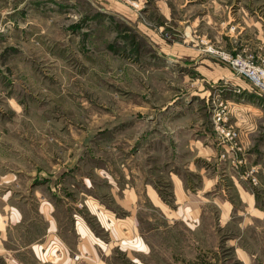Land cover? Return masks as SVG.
<instances>
[{
    "label": "rangeland",
    "instance_id": "obj_1",
    "mask_svg": "<svg viewBox=\"0 0 264 264\" xmlns=\"http://www.w3.org/2000/svg\"><path fill=\"white\" fill-rule=\"evenodd\" d=\"M161 1L128 0L150 22L149 27L153 28L155 20L163 22L168 30L163 28L162 36L167 42L173 33L187 36L182 37L187 28L175 30L171 19L186 18L188 27L192 14L196 21L198 14H205L194 25L196 33L202 36L203 27L210 29L202 40L196 36L202 47L210 44L227 50L228 38L234 45L235 32L250 21L254 32L260 30L264 35V0H188V7L179 6L184 0H165L171 19L162 14L165 3L160 6ZM95 14V9L85 7V0H0V213L8 214L7 204L15 202L19 207L27 205L39 218V203L50 200L60 227L58 234L77 264L88 263L70 247L80 240L73 213L81 214L102 240L97 254L105 261L112 258L114 263L109 264H264V213L248 207L241 198L242 188L248 191L253 186L234 178L238 172L233 166L210 157L204 167L205 193L199 191L193 200H176L173 185L160 178L155 167L165 169L166 163L153 164L154 152L149 154L151 149L165 152L171 146L170 137L158 134L160 121L155 120V114L144 116L154 112V99H169L173 105L180 96L202 97L204 89L192 91L189 83L187 88L162 86V74L152 69L154 55L140 59L137 54L153 51L149 42H154L139 36L133 23L126 25L127 35H120L124 29L120 19L115 25L100 24L92 19ZM207 14L215 22L207 23ZM219 29H223L221 33ZM221 44L225 47H218ZM227 51L249 54L238 45ZM211 86L209 93L205 91L204 107L198 104L208 119L210 143L222 150L224 142L232 147L240 142L245 145L237 142L241 125L234 122L235 104L225 97L229 95L228 83L216 81ZM219 105L227 107L224 124L237 130L231 141L215 129L213 116ZM263 123L264 115L259 118L253 154L248 159L260 166L252 168L245 162V169L241 168L251 174L261 170L259 176H264ZM147 162L162 182L165 208L145 198L138 177H134V189L125 185L124 190L119 184H108L104 173L111 169L121 181L119 167L131 165L135 170ZM193 178L188 186L198 193L201 184ZM255 190L261 197L254 205L264 208V186L258 184ZM8 191L9 198L5 195ZM84 199L104 213L88 209ZM187 203L193 210L182 208ZM1 230L0 264H18L15 259L19 256L33 264V256H27L29 247L24 246L26 237L19 239L11 233L10 224ZM57 255H61L57 247L47 249L46 259L52 261Z\"/></svg>",
    "mask_w": 264,
    "mask_h": 264
},
{
    "label": "crops",
    "instance_id": "obj_2",
    "mask_svg": "<svg viewBox=\"0 0 264 264\" xmlns=\"http://www.w3.org/2000/svg\"><path fill=\"white\" fill-rule=\"evenodd\" d=\"M164 1L165 0L161 1L160 5L162 6L165 3V6L162 7L164 8L162 14L165 18L171 19L170 7ZM188 2L190 1L184 0L180 1L178 4L182 7L186 4L188 7L191 5ZM87 5L96 10V14L92 16V19H96L98 23H105L106 25L114 23L115 25L116 20L120 19L122 23H124V29L120 31V35H127L128 32L125 30L127 27L126 25H131L133 23L132 27L137 31L139 36L145 38L147 42H149L148 40L154 42V44L149 42L152 44L151 47L153 48V51L146 49L141 50L137 54L140 59L149 57L150 54L154 55V57H152V60H154L152 63V69L154 72H160L162 74V80L160 81L162 86L167 83L171 84L173 87L187 88L188 86L186 85L189 83L191 84L190 88L193 89L192 91L196 88L204 89V91L201 92L202 94L200 93L203 95L202 97L199 96L198 98H194L191 96L189 98H181L180 96L173 100V105L169 104V99L155 98L153 101L154 107H151L154 112H148L144 115L147 118L153 117L151 114H155V120L160 121V127L158 128L160 133L158 132V134L170 137L169 140L171 146L167 150H164L165 152L151 149L149 150V154H153L154 152L155 162L153 164L163 161L166 163L165 169L158 170L157 166H154L156 167V170L162 174V177L160 178H163L173 185L172 197L174 198L175 196L176 200L183 197L188 199L191 198L193 200L195 199V196L201 194L199 191H204L203 193H205L208 188L206 187L207 182L204 167L206 161L213 156L215 159L227 161V163L233 166V168L236 169V172H238L234 178L237 180L239 179L240 183L248 181V183L253 186L250 187L248 191L242 188L240 196L247 202L248 207L250 205L252 206V209H257L261 213H264L263 207H255L254 205L261 197L260 192L255 190V188H257L258 184L264 186V176H259L262 171L257 169L252 172V174L249 170L243 171L246 167L244 166V163H250V160H248L249 154H253V151L251 150L255 144L253 142L255 141L253 136L257 134L259 118L264 115V95L258 94L249 80L245 77L235 76L230 65L218 57V55L206 50V45H203V47L197 45L199 43L198 40H196L197 37H200L202 40V38L205 37L206 32L210 31L208 27H203L204 33L202 36L194 31V25L200 23V21L204 19L205 14H198V21H196V15L192 14L193 20L188 24V27H190L189 25H192V31H188V27L184 25L186 18H172L171 20L176 24L175 30L183 32L182 30L187 28L186 33H182V37H184L185 34L188 37L180 38L178 36H181V34L173 33V38L171 40L169 39L171 42H167L166 38L162 36L163 28L165 31L168 30L162 25L163 22H161V20H155L153 22V28L149 27L148 25H150V22L137 13V9H133L128 0H85V7H87ZM218 6H221V3L218 2ZM131 8L133 12L131 11ZM206 16L208 17L206 19L207 23L215 22L211 15L207 14ZM247 18H252V16H247ZM165 22L166 21H164V23ZM251 23L252 22L250 21L247 22L246 25L243 23L239 26L238 31L234 34V45H232V38L230 39L229 37V45L227 47L224 46V48L222 44L218 45V47H223L227 50H235L238 45L250 55L257 57L263 55L264 35L263 33L260 34V30L254 32L250 26ZM222 30L223 29H219V33H221ZM114 32H116V29ZM194 39L196 43L194 42ZM258 46H260L261 49H258ZM139 49L142 48L139 47ZM117 53H119V51ZM121 54L125 55L124 49L121 50ZM216 81H226L228 83L227 92H229V95L225 97L227 101H231L235 104L233 109L235 112L233 113L235 115L234 122L241 125L237 142L243 141L245 145L240 142V144L237 143L236 147H232L231 145L228 146L227 142H224L222 150V148H218L210 143V132L207 128L208 119L205 120V115L203 114L205 110L204 108H200L198 104H201L204 107L205 91L209 93L210 87H212L211 85ZM233 87L240 88V92L237 93L235 90L233 91ZM232 97L238 98L233 99ZM144 108H146V106H144ZM262 132H264V127H262ZM221 152H224L225 154L223 155ZM231 154H234L233 161L231 160ZM196 160H203L204 162L198 163ZM218 162L219 161H217V163ZM253 165L258 168L260 166L259 163H255L251 164L250 167L253 168ZM151 166L152 163L150 164L147 162L142 166L137 165L136 167L138 169L134 170L131 165H122L118 168L122 173L121 181L119 180V176L116 175V172H112L111 169L105 170L104 173L107 177L108 184L111 183L113 186L119 184V187L122 189L125 188V185H130V187L133 188L134 177L135 179L138 177V182H140V184L143 183L144 185L143 192L145 198L151 199L156 205L165 208L167 204L164 202L162 188L159 186L162 182L159 178L154 177L155 173H153L154 170ZM243 167L244 169L241 170ZM126 169H128V172ZM262 169L264 171V167ZM132 170L134 174L132 173ZM136 173H138V176H136ZM164 173H166L167 176H164ZM244 173L249 177H245ZM192 175H194L193 179L198 181L199 185L201 184V187L198 188V193L192 192L188 186L190 184L189 179L192 178ZM231 180L233 181V179ZM131 191L132 190H130V192ZM5 195L9 198V191ZM89 200L90 199H84V203L86 204L84 206H87V208L91 209L93 212L104 213L97 204L95 205L93 203L92 205V202ZM7 206H9L8 214L0 213V234H2L1 229L6 230V225L10 224L12 229L11 233L16 234L15 236L18 234L19 239L26 237V243L24 246L29 247L27 256H29V254L33 256V264H77L75 259L70 256L67 244L58 234V231L60 232V227L58 220H56L53 203L50 200L39 203V212L43 214L38 213L40 215L39 218H36V215H33L32 211L27 210V205L19 207L20 205L15 202H10ZM182 208L193 210V207L190 206L189 203L185 204V207ZM200 209L201 207H198V210ZM194 210H196V208H194ZM73 214L75 217L74 226L76 232L79 234L80 240L70 247L75 248L77 254H82L83 258H86L84 260L88 264L114 263L112 258L106 257L105 259H107V261H105L97 254L98 246H101L99 242L102 240L99 239L81 214ZM196 214H198V211L193 215ZM106 224H108V222L105 223L104 226H106ZM30 225L34 227L33 230H31ZM23 226L25 227L23 228ZM17 227L20 228V231H15ZM0 237L3 240L4 237L1 235ZM53 247L60 249L61 255H57L54 260L48 261L46 259L47 249L53 250ZM22 258L24 257L19 256V258L13 259H15L18 264H27L28 261Z\"/></svg>",
    "mask_w": 264,
    "mask_h": 264
},
{
    "label": "built area",
    "instance_id": "obj_3",
    "mask_svg": "<svg viewBox=\"0 0 264 264\" xmlns=\"http://www.w3.org/2000/svg\"><path fill=\"white\" fill-rule=\"evenodd\" d=\"M133 4L136 5L137 3L133 2ZM206 50L214 52L228 61L236 74L248 79L255 91L260 95H264V56L253 57L245 52L217 49L210 44L206 45ZM236 90L240 91L241 89L236 87ZM226 108V105H219L213 117L217 133L223 139L231 141L237 136V130L224 124Z\"/></svg>",
    "mask_w": 264,
    "mask_h": 264
}]
</instances>
